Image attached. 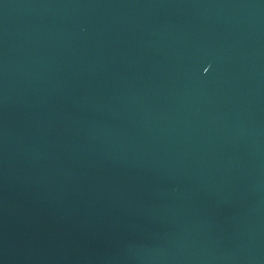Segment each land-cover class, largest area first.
<instances>
[{"label":"water","instance_id":"obj_1","mask_svg":"<svg viewBox=\"0 0 264 264\" xmlns=\"http://www.w3.org/2000/svg\"><path fill=\"white\" fill-rule=\"evenodd\" d=\"M0 264H264V0H0Z\"/></svg>","mask_w":264,"mask_h":264}]
</instances>
